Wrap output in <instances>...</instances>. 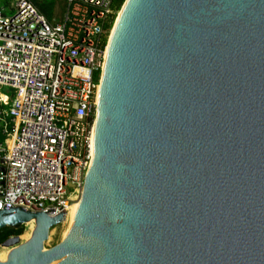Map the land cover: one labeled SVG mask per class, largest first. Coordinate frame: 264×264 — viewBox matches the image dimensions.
Instances as JSON below:
<instances>
[{"label": "water", "instance_id": "water-1", "mask_svg": "<svg viewBox=\"0 0 264 264\" xmlns=\"http://www.w3.org/2000/svg\"><path fill=\"white\" fill-rule=\"evenodd\" d=\"M0 211V264H264V0H126L66 219Z\"/></svg>", "mask_w": 264, "mask_h": 264}, {"label": "built area", "instance_id": "built-area-1", "mask_svg": "<svg viewBox=\"0 0 264 264\" xmlns=\"http://www.w3.org/2000/svg\"><path fill=\"white\" fill-rule=\"evenodd\" d=\"M62 1L60 22L30 0H14L10 15L0 7V87L14 92L12 100L0 94V211H67L93 161L105 54L120 11L114 0Z\"/></svg>", "mask_w": 264, "mask_h": 264}, {"label": "rangeland", "instance_id": "rangeland-1", "mask_svg": "<svg viewBox=\"0 0 264 264\" xmlns=\"http://www.w3.org/2000/svg\"><path fill=\"white\" fill-rule=\"evenodd\" d=\"M12 4H14V0H0V5L5 8L6 15H10L12 13L10 11V8H9V5H12ZM66 7L67 6L62 1L56 2L54 9H53V15L57 19V22L61 21ZM117 17H116V19H117ZM0 94L7 95L9 97V100H12L14 92H13V90L9 89L8 87H0ZM81 195H82V191H81V193L76 195V197L73 198L74 202L72 204L79 202ZM68 226L70 227V221L68 219H65L62 224L58 225L57 227H55L54 229H52L50 231L49 239L45 243V249L46 250H50V249L54 248L55 246L59 245L63 241L65 233L69 229ZM32 232H33V228L31 226V224H27L24 226V234L22 235L23 239H24L23 242L29 241L28 237L32 234ZM9 253H10L9 249L3 248L0 246V261H3V259L1 258L3 255H7V254L9 255Z\"/></svg>", "mask_w": 264, "mask_h": 264}, {"label": "trees", "instance_id": "trees-1", "mask_svg": "<svg viewBox=\"0 0 264 264\" xmlns=\"http://www.w3.org/2000/svg\"><path fill=\"white\" fill-rule=\"evenodd\" d=\"M39 11L47 17L49 21H53V9L58 0H30ZM126 0H114V7L120 11ZM111 28V26H110ZM106 44V40L104 41ZM24 234V227L19 230H2L0 231V246L10 237L22 236Z\"/></svg>", "mask_w": 264, "mask_h": 264}, {"label": "bare ground", "instance_id": "bare-ground-1", "mask_svg": "<svg viewBox=\"0 0 264 264\" xmlns=\"http://www.w3.org/2000/svg\"><path fill=\"white\" fill-rule=\"evenodd\" d=\"M120 14H121V11L119 12V15H118V17H117V19H116V21H115V24H114V26H113V28H112L111 33H110L109 41H108V46H107V50H106V54H105V59L107 58V54H108V51H109V46H110L111 40H112V38H113V35H114V32H115V28H116V26H117V22H118V19H119V17H120ZM95 128H96V124H95L94 130H93V135H94V133H95ZM76 194H77V193H76ZM76 194L73 195V198L76 197ZM78 208H79V202L70 205V206L68 207V209H67V216H66V219H68V220L70 221V227L68 226V228H69L68 231L70 230V228H71V226H72V223H73V221H74V219H75V216H76V214H77ZM29 224H31V226H32V228H33V231H34V229H35V221H31ZM68 231L65 233V236L67 235ZM32 233H33V232H32ZM31 236H32V234L28 237V238H29L28 240L31 239ZM65 236H64V238H65ZM22 240L24 241L23 236H22ZM7 257H8V254H7V255H3V256L1 257V258L3 259V261H0V262H5V261L7 260Z\"/></svg>", "mask_w": 264, "mask_h": 264}, {"label": "crops", "instance_id": "crops-1", "mask_svg": "<svg viewBox=\"0 0 264 264\" xmlns=\"http://www.w3.org/2000/svg\"><path fill=\"white\" fill-rule=\"evenodd\" d=\"M58 1H62V0H58ZM63 3H65L64 1H62ZM65 5H66V3H65ZM0 7H2V8H4L3 6H1L0 5ZM9 8H10V11H11V5H9ZM5 9V8H4ZM65 12H66V9H65ZM65 12H64V14H63V17H64V15H65ZM63 17H62V19H63ZM61 19V20H62ZM53 22H57V19L54 17V19H53ZM60 22V21H59Z\"/></svg>", "mask_w": 264, "mask_h": 264}]
</instances>
